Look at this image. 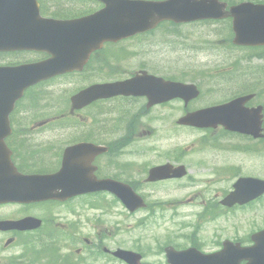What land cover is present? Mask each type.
<instances>
[{
  "label": "rangeland",
  "instance_id": "1",
  "mask_svg": "<svg viewBox=\"0 0 264 264\" xmlns=\"http://www.w3.org/2000/svg\"><path fill=\"white\" fill-rule=\"evenodd\" d=\"M47 7H51L50 4ZM79 8L70 7V11H75ZM94 8L96 7H88L86 9L91 10ZM211 30H213L211 27L205 25H186L177 28L164 27L153 35L132 40V42L127 43L131 55L133 56L135 53H138L144 62L133 60L119 64L115 67L114 74L122 76L136 69L140 64H144L152 72H161L165 76H180L182 70H187L192 76L203 77L208 67L215 69L221 65L219 58L225 51L223 44L217 42L214 37H211L215 34ZM262 64L264 65V61ZM263 71L264 68L261 69V72ZM262 79L264 81V75ZM238 81L243 83L242 80ZM218 90L221 91L217 92ZM42 93L45 94V98H51V101L48 102L47 107L43 110L26 112L27 117L52 115L58 111L59 103L61 106V102L65 100L60 84L42 89ZM226 93V89L210 90L206 88L205 96L192 104L191 108L198 109L218 102L224 98ZM141 103V101H126L113 105L123 109H126L128 106L133 107V110L139 113L137 118L132 116V119L136 120L135 122L132 119H125L124 114L120 111L113 115L114 118L112 120L101 118L99 121L103 124L102 131L104 133L114 132L107 139H110V141L122 139L126 142L123 148L125 152L118 158L116 163H129L131 165V171L123 173L122 176L139 183L137 189L151 201L152 209L169 208L172 202L153 203V201H164L167 198L166 188L161 186L147 187L144 184H140V181L144 177L145 169L158 165L167 158H184L190 163L200 160V165L193 164L189 168H191L192 177L198 181L210 184L208 186V196H213L214 194L221 195L224 190H227L229 183L213 175L215 174V166L226 165L230 160L229 157L226 153L214 151L205 146L201 147L200 144H197L201 136L200 134L190 130L186 131L174 125L173 122L183 114L182 104L174 103L166 107L154 108L150 113L144 114L141 109ZM106 111H110V108H107ZM85 113L88 116V112ZM138 118H144V120L141 121ZM38 134L40 135L36 134L27 138L28 147H41L44 151H49V147L53 145L62 146L68 138L66 135H58V131H55L53 128H44L42 129V133ZM58 141L60 142L58 143ZM193 143L195 146L192 145ZM190 144L191 146H188ZM183 146H187L188 148L176 151L175 154L173 153L172 150ZM212 155L218 156L217 160L213 161ZM107 164L108 160L106 159L101 162V165L105 168L103 174H111V169L106 168ZM247 165L249 171L260 170L261 174L264 175V155L261 157V166H258L257 160L248 161ZM39 166L49 167L50 161L48 159L45 162L41 161ZM178 193L179 195H175L174 192L171 193V197L178 198L188 195L191 193V190L184 189L178 191ZM91 204H95L100 209L96 210V212H94L95 210H90ZM86 205L89 207L88 209L84 202L81 200L77 201L75 202V210L83 211V216L90 220V238L95 233H101V236L106 238L105 245L109 249L113 246V243L118 245V247L129 249L137 241L136 237H126L122 234L123 226L133 219H126L122 215L124 214L122 213V209L116 203H113L112 199L95 197L87 199ZM154 217L155 215H151L149 220L146 221L148 225L154 223V228L149 233L151 239L164 236L167 232V225L164 224L158 227L160 222L156 221ZM220 224L227 228V232H230L232 228H262L264 225V201L253 205L246 212L228 215L222 222L220 221L212 225V227L219 226ZM92 225L95 226V229H92ZM170 241L175 242L178 240L171 235ZM160 242H162L161 238ZM141 249L147 251V247L143 243L141 244ZM148 252L150 254L155 253L156 247L151 245Z\"/></svg>",
  "mask_w": 264,
  "mask_h": 264
},
{
  "label": "flooded vegetation",
  "instance_id": "2",
  "mask_svg": "<svg viewBox=\"0 0 264 264\" xmlns=\"http://www.w3.org/2000/svg\"><path fill=\"white\" fill-rule=\"evenodd\" d=\"M221 22L231 27V20ZM231 35L233 37L232 32ZM244 50L261 52V48ZM8 57L1 54L0 65H5ZM26 124L24 114L10 116L12 133L9 138H5L13 167L21 175L37 172L26 168L25 164ZM229 135L235 142L243 139L236 146L241 151L246 149L248 138ZM256 142L261 145V140ZM0 181H4V177L0 176ZM75 199L80 201L83 198ZM75 199L30 205L0 204V264H102L107 254L103 241L96 237L90 238L89 221L83 216V211L75 210ZM26 218L37 219L39 227L31 231H20L5 225Z\"/></svg>",
  "mask_w": 264,
  "mask_h": 264
},
{
  "label": "water",
  "instance_id": "3",
  "mask_svg": "<svg viewBox=\"0 0 264 264\" xmlns=\"http://www.w3.org/2000/svg\"><path fill=\"white\" fill-rule=\"evenodd\" d=\"M100 1L104 2L107 7L110 8L84 20L72 22L70 24L73 26H71L68 31L73 34L74 42H76L77 39L90 40V37L100 41L122 38L136 30L151 28L163 19L173 20L175 22L191 21L199 18V10L197 7H209L207 5L217 4L216 0H202V3H198L195 0H170L163 3L126 2L124 4L118 0ZM28 2L29 0H0V10L4 8L11 9L21 7L16 20H22L26 16L25 4ZM31 8L34 9L33 7ZM22 24L23 23L9 24L10 28H12L13 36L17 37V39H14L15 41L21 40V37H25L24 34L29 31L28 27H22L21 33L18 28H20ZM51 27L52 24L49 23L39 25L38 28L41 31L42 36L40 37L41 43L39 49H42L44 46L45 50L52 51L47 38L48 29ZM88 43L92 44V41H89ZM87 46L89 45L79 48L80 51L85 53L86 50H88V48H86ZM40 69L41 68H37L33 71L31 67H23L20 72L19 70H10V80H16L19 77L20 80L24 82V84H22V88L27 87L28 85L34 84V82L42 80L43 77L46 76V74H43ZM114 87V94H126V90L123 85H116ZM11 89H13L12 84ZM104 92H107L106 88H95L83 93L74 99V102L83 104L91 100L94 96L104 95ZM137 93L139 95H144L143 91H137ZM82 148L84 147L78 146L68 150L66 152L64 162L67 160L69 155L80 152ZM62 177L66 179V174L62 173L61 178ZM74 179L75 177L73 174L68 175L70 183H73ZM29 185L30 184L27 183L26 187Z\"/></svg>",
  "mask_w": 264,
  "mask_h": 264
},
{
  "label": "trees",
  "instance_id": "4",
  "mask_svg": "<svg viewBox=\"0 0 264 264\" xmlns=\"http://www.w3.org/2000/svg\"><path fill=\"white\" fill-rule=\"evenodd\" d=\"M33 98H34V101H35V99H36V96L35 95H31V97H30V99H29V103H31L32 102V100H33Z\"/></svg>",
  "mask_w": 264,
  "mask_h": 264
}]
</instances>
